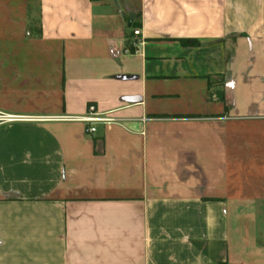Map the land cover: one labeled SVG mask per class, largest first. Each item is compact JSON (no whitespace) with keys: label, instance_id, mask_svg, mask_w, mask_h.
Instances as JSON below:
<instances>
[{"label":"crops","instance_id":"obj_1","mask_svg":"<svg viewBox=\"0 0 264 264\" xmlns=\"http://www.w3.org/2000/svg\"><path fill=\"white\" fill-rule=\"evenodd\" d=\"M0 264H264V0H0Z\"/></svg>","mask_w":264,"mask_h":264},{"label":"built area","instance_id":"obj_2","mask_svg":"<svg viewBox=\"0 0 264 264\" xmlns=\"http://www.w3.org/2000/svg\"><path fill=\"white\" fill-rule=\"evenodd\" d=\"M132 36L133 37L140 36V29H134L132 31ZM126 52L129 53V50L126 51ZM4 120L12 121L13 119L10 118V117H7V118H4ZM75 120L87 124L88 128H87L86 132L88 134L95 133L96 132V127L98 125H106L108 123L113 122V119L105 117L104 114L99 113L97 111L96 106H94L93 104H89L87 106L86 113H85V115L83 117L77 118Z\"/></svg>","mask_w":264,"mask_h":264},{"label":"trees","instance_id":"obj_3","mask_svg":"<svg viewBox=\"0 0 264 264\" xmlns=\"http://www.w3.org/2000/svg\"><path fill=\"white\" fill-rule=\"evenodd\" d=\"M28 33L30 35L39 36L40 35V29L34 26V22H30V25L28 26Z\"/></svg>","mask_w":264,"mask_h":264},{"label":"water","instance_id":"obj_4","mask_svg":"<svg viewBox=\"0 0 264 264\" xmlns=\"http://www.w3.org/2000/svg\"><path fill=\"white\" fill-rule=\"evenodd\" d=\"M215 96H216L217 99L222 100V98H223V93H222L221 91H216V92H215Z\"/></svg>","mask_w":264,"mask_h":264},{"label":"rangeland","instance_id":"obj_5","mask_svg":"<svg viewBox=\"0 0 264 264\" xmlns=\"http://www.w3.org/2000/svg\"><path fill=\"white\" fill-rule=\"evenodd\" d=\"M35 12H36V11H34V15H33L34 17H36V14H35Z\"/></svg>","mask_w":264,"mask_h":264}]
</instances>
